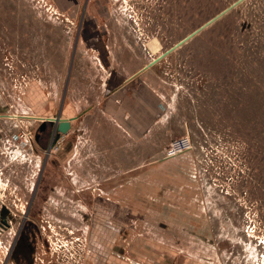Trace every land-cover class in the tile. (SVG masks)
Listing matches in <instances>:
<instances>
[{
	"label": "rangeland",
	"instance_id": "obj_1",
	"mask_svg": "<svg viewBox=\"0 0 264 264\" xmlns=\"http://www.w3.org/2000/svg\"><path fill=\"white\" fill-rule=\"evenodd\" d=\"M104 1L107 17L99 18L98 27H107L110 44L121 53L128 52L133 60L127 65L129 71L137 74L238 0ZM96 2L90 0L88 9L87 0L77 5L85 13L96 9ZM50 9L54 8L49 0H0V72L8 70L9 77L17 76L6 81L9 85L17 82L25 89L30 67L47 68L46 63L24 61L19 44L27 38L21 27L13 31L15 24L25 25L24 30L39 26V44L52 47L41 54L46 62L63 40L61 27L66 20ZM80 22L81 16L76 28ZM73 33L76 39L74 29ZM146 72L165 107L152 133L156 139L152 146L159 142L158 151H153L149 174L131 176L129 181L121 177L120 186L128 182L131 187L121 188L120 201L132 203L136 216L151 215L159 221L143 225L146 239L168 248L169 263L264 264V0H247ZM61 73L64 76V70ZM50 79L43 81L50 86L55 82ZM4 82L0 80L1 88ZM9 125L19 133L15 125ZM182 138L191 140L192 149L166 159L170 145ZM18 176L0 177V222L2 213L8 215L10 224L6 220L3 224L11 233L4 234L0 226V264H17L14 233H19L20 223L26 221L23 239L29 237L26 231L40 230L29 223V207L14 205L19 204L20 191L31 198L34 175L17 192ZM13 213L21 217L19 225L13 224ZM87 225H52L74 232L54 241L56 248L67 244L70 264H84ZM27 243L33 241L29 238Z\"/></svg>",
	"mask_w": 264,
	"mask_h": 264
},
{
	"label": "crops",
	"instance_id": "obj_2",
	"mask_svg": "<svg viewBox=\"0 0 264 264\" xmlns=\"http://www.w3.org/2000/svg\"><path fill=\"white\" fill-rule=\"evenodd\" d=\"M49 2L54 8L50 11L63 16L66 24L61 27L63 40L53 49L55 53L47 56V62L41 54L52 47L39 44V26H26V30L22 28L25 25L13 27L14 32L21 27L27 38L19 44L27 58L24 61L29 65L46 63L47 68L30 67L31 77L27 75L30 81L25 89L17 82L13 86L6 82L17 80L15 74L11 78L8 70L0 72V80H5L4 88L0 85V177L19 175L15 187L18 192V187L34 175L31 198L20 191L19 204L14 205L32 209L45 178L38 207L34 213L30 209L28 215L30 223L40 230L27 233L26 239L33 240L32 250L15 256L17 264H70L65 255L69 252L67 244L56 248L54 241L64 240L74 232L52 226L69 222L88 224L83 236L84 264H174L168 262L171 252L166 251L167 247L146 239L143 225L159 221L151 215L136 216V207L121 202L118 195L121 188L125 191L131 187L128 182L120 186L121 177L129 181L131 176L149 174L153 151H158L159 142L152 146L156 140L152 133L165 107L146 77L149 69L145 66L137 73L139 76L129 71L127 65H132L133 60L128 52L121 53L106 39L109 31L99 29L96 9L83 13L77 5L79 0ZM80 16L81 23L76 28ZM73 29L76 39H72ZM48 78L55 81L50 86L44 83ZM58 116L71 120V130L64 135L58 153L49 159L47 151L55 131L50 140L47 133H42L31 151L13 141L17 132L9 124L36 135L42 121ZM17 217L13 213L14 225L21 221ZM5 220L10 224L8 215ZM4 230V234L10 231ZM28 246L26 242L24 248Z\"/></svg>",
	"mask_w": 264,
	"mask_h": 264
},
{
	"label": "water",
	"instance_id": "obj_3",
	"mask_svg": "<svg viewBox=\"0 0 264 264\" xmlns=\"http://www.w3.org/2000/svg\"><path fill=\"white\" fill-rule=\"evenodd\" d=\"M247 0H238L233 5H231L229 8H227L225 11L211 19L209 22H207L204 26L187 36L184 40L179 42L176 46H174L171 50L164 53L162 56L158 57L156 60H154L152 63H150L145 69H149L155 64L159 63L161 60L166 58L168 55L176 51L177 49L181 48L185 44H187L189 41H191L193 38H195L197 35L202 33L204 30L212 26L213 24L217 23L221 18L238 8L240 5H242ZM71 130V120H67L62 118L61 116H58L54 119H47L42 121L40 128L38 129L35 140L39 141L41 138V134L47 133L48 136L51 138L53 131L57 133V138H60L61 136L67 135L69 131ZM1 227H3L0 224Z\"/></svg>",
	"mask_w": 264,
	"mask_h": 264
},
{
	"label": "built area",
	"instance_id": "obj_4",
	"mask_svg": "<svg viewBox=\"0 0 264 264\" xmlns=\"http://www.w3.org/2000/svg\"><path fill=\"white\" fill-rule=\"evenodd\" d=\"M16 118V117H15ZM65 136L57 138V133L55 132L52 138L50 148L47 151V156L52 157L60 150V146L64 140ZM13 141L18 143L23 149L33 150L35 142V133L29 130H20L18 134L12 137ZM192 149V142L189 138H182L173 142L167 150L166 159L175 158L182 154L189 152Z\"/></svg>",
	"mask_w": 264,
	"mask_h": 264
},
{
	"label": "flooded vegetation",
	"instance_id": "obj_5",
	"mask_svg": "<svg viewBox=\"0 0 264 264\" xmlns=\"http://www.w3.org/2000/svg\"><path fill=\"white\" fill-rule=\"evenodd\" d=\"M97 2L95 3V8H96V11L98 12V14H99V18H101V19H106V17H107V10H108V6H107V2L106 1H104V0H96ZM89 4H90V0H87V4H86V8L88 9L89 8ZM85 8V9H86ZM229 8V7H228ZM225 11V10H224ZM234 11V10H233ZM222 13V12H221ZM231 13V12H230ZM81 23V22H80ZM102 30H104L105 32L106 31H108V29H107V27H104V28H102ZM185 39V38H184ZM183 39V40H184ZM194 39V38H193ZM182 41V40H181ZM180 41V42H181ZM183 47V46H182ZM117 48V47H116ZM178 50V49H177ZM175 52V51H174ZM169 56V55H168ZM164 60V59H163ZM162 61V60H161ZM160 61V62H161ZM159 62V63H160ZM150 63H152V62H150ZM158 64V63H157ZM156 65V64H155ZM154 65V66H155ZM154 66H152L151 68H153ZM150 69V68H149ZM47 137H48V139L50 140V137L48 136V134H47ZM47 159H49L50 157H46ZM41 175H42V173H41ZM41 180V176H40V178H39V181ZM38 184H39V182H38ZM31 209V206L29 207V210ZM28 216V215H27ZM5 218H6V215H5V213H2V215H1V222H0V224L3 226L2 228H4V229H6L7 228V226L6 225H4L3 224V222L5 221ZM25 222L26 221H23V223L21 224L20 223V231H19V233L18 234H16V241H15V243H14V251L16 252L15 253V256H17L19 253H24V252H26L27 251V253L28 254H30L31 253V250H32V244L31 245H29V243H27L29 246L27 247V249L26 248H24V246L26 245V242H28V240L25 238V239H23L22 237L24 236V234H23V226H24V224H25ZM30 223V222H29ZM27 231H26V233H25V235L27 236ZM23 240H26V242H23ZM31 241H33V240H31ZM13 254V253H12Z\"/></svg>",
	"mask_w": 264,
	"mask_h": 264
},
{
	"label": "trees",
	"instance_id": "obj_6",
	"mask_svg": "<svg viewBox=\"0 0 264 264\" xmlns=\"http://www.w3.org/2000/svg\"><path fill=\"white\" fill-rule=\"evenodd\" d=\"M183 155V154H182Z\"/></svg>",
	"mask_w": 264,
	"mask_h": 264
}]
</instances>
